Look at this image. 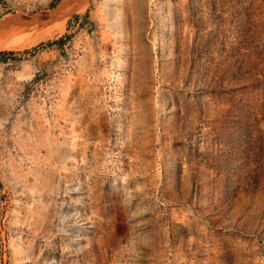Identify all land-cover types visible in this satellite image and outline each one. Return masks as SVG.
<instances>
[{
  "label": "rangeland",
  "instance_id": "obj_1",
  "mask_svg": "<svg viewBox=\"0 0 264 264\" xmlns=\"http://www.w3.org/2000/svg\"><path fill=\"white\" fill-rule=\"evenodd\" d=\"M52 13L0 0V264H264V0Z\"/></svg>",
  "mask_w": 264,
  "mask_h": 264
},
{
  "label": "crops",
  "instance_id": "obj_2",
  "mask_svg": "<svg viewBox=\"0 0 264 264\" xmlns=\"http://www.w3.org/2000/svg\"><path fill=\"white\" fill-rule=\"evenodd\" d=\"M49 1V6L50 3L53 1L54 6L50 7L53 11V15L54 14H61V13H65L67 10H70L74 3H78V0H68L66 2H64V0H48ZM85 12H87V16H84V22L81 23V19L79 18L77 24L82 25V27H86L87 29L92 25V18H91V11L89 10V7L86 6L84 9ZM77 12H71L68 13L66 16V19H70L72 15H76Z\"/></svg>",
  "mask_w": 264,
  "mask_h": 264
},
{
  "label": "trees",
  "instance_id": "obj_3",
  "mask_svg": "<svg viewBox=\"0 0 264 264\" xmlns=\"http://www.w3.org/2000/svg\"><path fill=\"white\" fill-rule=\"evenodd\" d=\"M55 1V0H54ZM54 3L53 1L50 3V7H53ZM12 52H0V55H2L3 59H5L6 55L11 54Z\"/></svg>",
  "mask_w": 264,
  "mask_h": 264
},
{
  "label": "bare ground",
  "instance_id": "obj_4",
  "mask_svg": "<svg viewBox=\"0 0 264 264\" xmlns=\"http://www.w3.org/2000/svg\"><path fill=\"white\" fill-rule=\"evenodd\" d=\"M66 1H68V0H64V2H66ZM2 22V21H1ZM60 26V25H59ZM6 27V26H5ZM3 28V27H2ZM11 33V32H10ZM59 34V33H58ZM11 36V35H10ZM6 37V36H5ZM11 39V38H10ZM7 41V40H6ZM8 46V45H7ZM14 46V45H13ZM10 47H11V45H10ZM1 48V47H0Z\"/></svg>",
  "mask_w": 264,
  "mask_h": 264
}]
</instances>
